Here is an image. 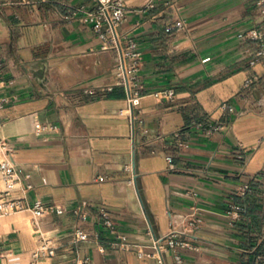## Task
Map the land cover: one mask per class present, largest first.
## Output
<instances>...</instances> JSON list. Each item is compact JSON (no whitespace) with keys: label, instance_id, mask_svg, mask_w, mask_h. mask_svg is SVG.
Instances as JSON below:
<instances>
[{"label":"crops","instance_id":"crops-1","mask_svg":"<svg viewBox=\"0 0 264 264\" xmlns=\"http://www.w3.org/2000/svg\"><path fill=\"white\" fill-rule=\"evenodd\" d=\"M148 1L127 0L120 26L142 52L133 163L130 124L118 112L126 105L122 88L82 90L114 78V51L101 50L91 24L78 20L94 3L0 0V136L25 176L18 196L24 208L34 201L65 208L40 218L38 229L56 248L36 264H75L77 256L88 264H158L137 254L153 252L149 222L165 234L169 211L193 207L203 218L192 243L198 250L178 245L165 253L167 264H176L175 253L180 264H252L257 255L264 264V70L241 55L258 25L256 0H176L185 34L165 31L175 23L170 0L146 9ZM168 88L172 98L154 95ZM223 102L243 114L223 116ZM195 121L229 124L206 134L190 126ZM179 129L183 146L160 139ZM245 183V212L230 225L223 211L241 201L235 192ZM81 201L90 206L82 223L89 238L71 244L72 210ZM100 207L123 238L102 223ZM173 218L183 229L182 215ZM37 245L29 210L0 214V264H30Z\"/></svg>","mask_w":264,"mask_h":264},{"label":"built area","instance_id":"built-area-1","mask_svg":"<svg viewBox=\"0 0 264 264\" xmlns=\"http://www.w3.org/2000/svg\"><path fill=\"white\" fill-rule=\"evenodd\" d=\"M94 3V9L86 11L78 17V20L83 23H90L94 33L101 41V50H112L115 53L113 62L114 78L108 84H99L94 87H85L82 90L87 93H94L96 91H111L115 87L122 88L125 95L126 105L124 108L118 110L119 114L125 115L128 118L131 130L132 140V160L134 163L135 154L139 151L136 145V133L140 127L141 114L138 108L139 102L143 96V83L140 75L142 52L136 40L129 34L120 29L121 24L126 20L127 13V0H90ZM155 1L149 0L145 5L146 9L154 6ZM176 0H170L167 4L168 7L174 12L175 23L165 28L169 32L174 28L181 34L187 33V22L183 17L180 9L175 6ZM74 14V13H73ZM255 15L258 19V25L252 28L247 35L251 42V47L242 51V58H249L250 64H260L264 70V0H256ZM209 58L203 59L207 61ZM252 80H247L244 86H249ZM2 81L0 79V88ZM174 91L168 88L161 92H156L154 95L160 99L172 98ZM255 108H261L263 105L258 99L253 102ZM223 116H239L243 114L242 110H235L234 107L227 103L220 105ZM3 122L0 120V132ZM229 121L222 124H208L204 126L202 122L195 121L190 124L191 127H199L204 130V133L210 134L215 131H220L228 127ZM181 130H176L168 136H163L160 139H173L177 147L183 146L180 139ZM165 146V144L163 145ZM166 147V146H165ZM0 151L2 158L0 159V214H8L18 210L26 209L31 213V223L35 233L38 236V245L30 253V264H36L41 257H51L55 254L56 246L51 243L52 238L40 232L39 220L43 216L52 212L63 213L65 208L63 206H56L53 204H43L40 201H34L32 204L24 208L22 206V196L24 190L21 189L22 182L25 176H22L20 171L16 168L12 159L11 148L8 146L7 140L0 136ZM153 152V150L151 151ZM167 163L172 162V156H166ZM131 177H135L137 173L133 168H130ZM21 189V190H20ZM19 191L18 193L16 191ZM249 192L248 184H243L236 190V195L241 201L227 205L223 211V216L228 224L237 222L245 212V205L243 199ZM89 204L86 201H81L72 210L74 222L70 226V237L68 242L76 244L79 241L87 240L88 234L82 228V223L87 219L89 213ZM102 223L107 227L111 233L118 238H123L115 230L113 220L108 217L107 212L103 208H96ZM182 215L184 219V228L176 229L172 226L174 223V215ZM171 228L165 234H160L153 229V225L149 222L147 227V234L151 238V247L153 252L137 250L138 256L151 257L154 256L158 264H167L165 260V253L169 250L175 251L179 245L193 250H198L192 247L197 239H199L198 231L201 229L203 218L201 211L193 207L186 213H177L175 211L168 212ZM181 239H178V237ZM264 237V236H263ZM262 237V238H263ZM176 264L181 263V256L178 253L174 254ZM260 255H257L256 260L252 264H259ZM88 257H78L75 264H88Z\"/></svg>","mask_w":264,"mask_h":264}]
</instances>
